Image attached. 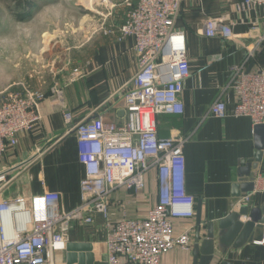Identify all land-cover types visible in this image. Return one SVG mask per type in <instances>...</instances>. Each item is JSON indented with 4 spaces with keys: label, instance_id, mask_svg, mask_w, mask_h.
Segmentation results:
<instances>
[{
    "label": "built area",
    "instance_id": "built-area-1",
    "mask_svg": "<svg viewBox=\"0 0 264 264\" xmlns=\"http://www.w3.org/2000/svg\"><path fill=\"white\" fill-rule=\"evenodd\" d=\"M190 1L135 0L127 12L120 26L121 39L134 40L137 71L120 93L124 111L120 120L107 121L105 112L97 109L74 125L73 113L63 112L69 132L77 135L79 161L85 170L78 208L67 211L59 193L34 194L26 184L8 196L18 175L12 174L14 170L0 171V264H53L55 254L67 248L73 223L92 224L96 216L109 230L108 264H161L171 251L193 249L194 237L189 230L176 234L177 221L196 216V200L186 189L185 146L190 138L159 136L161 116L184 113L181 96L190 66L186 36L175 29V22ZM256 7L264 9V0H245L240 9ZM100 29L104 35L112 33V27ZM202 34L223 42L239 40L223 18L207 19ZM263 42L264 37H260L258 45ZM233 73V115L250 118L255 127L263 125L264 71L248 72L246 66L239 65ZM84 76V71L74 68L68 83ZM61 94L58 81L48 94L26 85L11 86L0 93V158L18 147L20 135L39 126L42 103L50 95ZM226 116L227 106L221 100L207 115ZM154 172L157 203L147 216L132 219L123 210L120 219L114 220V193L125 190L139 196L147 190ZM259 191H264V177L254 179L252 195ZM252 195L239 200L238 206L249 203ZM256 244L264 246V227Z\"/></svg>",
    "mask_w": 264,
    "mask_h": 264
},
{
    "label": "crops",
    "instance_id": "crops-1",
    "mask_svg": "<svg viewBox=\"0 0 264 264\" xmlns=\"http://www.w3.org/2000/svg\"><path fill=\"white\" fill-rule=\"evenodd\" d=\"M244 1L191 0L183 6L175 22V29L186 36L190 77L185 81L181 96L184 113L161 116L159 136L163 139L178 135L190 138L185 146L186 189L196 200V215L199 202L202 204L203 237L205 224L214 222L218 227L219 220L239 211L242 207L238 206L239 200L253 194L243 193L237 199L232 196L242 160L252 159L256 153L252 120L233 115L236 103L231 88L233 68L244 65L248 72L264 71V42L258 45V39L264 37V9H240ZM134 5L135 0L101 2L100 18L94 20L91 34L85 36L78 47L75 68L85 72L84 79L61 84V96L50 95L42 103L43 119L35 131L20 135L18 147L0 159V171L14 170L12 174L18 175L8 196L26 184L34 194L59 193L62 207L67 211L81 205V181L85 170L79 161L77 135L69 132L63 112L73 113L74 125L97 109L105 112L107 121L123 117L119 115L122 111L120 93L137 71V55L134 40L121 39L120 26ZM209 18L225 19L239 40L223 42L218 37L204 36L202 30ZM102 26L112 27V33L104 35ZM218 100L226 104L227 116L207 117L210 107ZM257 177H264V152ZM112 198L114 220L120 219L123 210L132 219H144L157 203L156 173L150 175L147 190L139 196L118 190ZM245 205L250 209H264V191L252 195ZM247 220L241 218L242 222ZM196 221V216L192 220L177 221L176 234L189 230L195 243ZM108 232L99 216L92 224L75 222L68 244H88L91 249L78 254L83 253L92 264H108ZM262 232L263 228L256 229L253 242L241 248H230L223 256H216L213 264H264V246L256 244ZM65 251L55 254L53 264L63 263ZM161 264H193V249L190 252L171 251Z\"/></svg>",
    "mask_w": 264,
    "mask_h": 264
},
{
    "label": "rangeland",
    "instance_id": "rangeland-1",
    "mask_svg": "<svg viewBox=\"0 0 264 264\" xmlns=\"http://www.w3.org/2000/svg\"><path fill=\"white\" fill-rule=\"evenodd\" d=\"M102 1L92 8L81 0H35L24 21V7L0 0V91L26 85L48 94L56 81L68 83ZM47 34L55 36L48 46Z\"/></svg>",
    "mask_w": 264,
    "mask_h": 264
},
{
    "label": "water",
    "instance_id": "water-1",
    "mask_svg": "<svg viewBox=\"0 0 264 264\" xmlns=\"http://www.w3.org/2000/svg\"><path fill=\"white\" fill-rule=\"evenodd\" d=\"M124 116V111L119 113ZM256 153L252 159L242 160L237 171V182L233 185V198L237 199L243 193L250 194L254 190V179L259 173L260 163L264 152V124L255 127ZM202 204L199 202L197 209L196 234L193 246V264H213L216 256L221 257L230 248H241L247 243L254 241L256 229H262L264 225V209H250L249 205L242 206L238 212H232L216 224L208 222L203 226L204 237L201 235L202 229ZM248 218L242 222L241 218ZM218 233V234H217ZM88 244L70 243L66 248V255L63 263L57 264H92V262L82 254L90 250ZM89 257V255H88ZM221 264H230L222 262Z\"/></svg>",
    "mask_w": 264,
    "mask_h": 264
},
{
    "label": "trees",
    "instance_id": "trees-1",
    "mask_svg": "<svg viewBox=\"0 0 264 264\" xmlns=\"http://www.w3.org/2000/svg\"><path fill=\"white\" fill-rule=\"evenodd\" d=\"M18 7H24L25 13L21 15V20H24L29 17L32 9L35 7L34 0H13Z\"/></svg>",
    "mask_w": 264,
    "mask_h": 264
},
{
    "label": "bare ground",
    "instance_id": "bare-ground-1",
    "mask_svg": "<svg viewBox=\"0 0 264 264\" xmlns=\"http://www.w3.org/2000/svg\"><path fill=\"white\" fill-rule=\"evenodd\" d=\"M82 2H84L85 4H86V6L87 7H92V4H93V6H94V4H95V2H99V0H81ZM93 8V7H92ZM46 37H50L49 39H48V43H47V46L53 41V39H54V37L55 36H49V34H47V36ZM49 48V47H48ZM21 226V225H20Z\"/></svg>",
    "mask_w": 264,
    "mask_h": 264
}]
</instances>
